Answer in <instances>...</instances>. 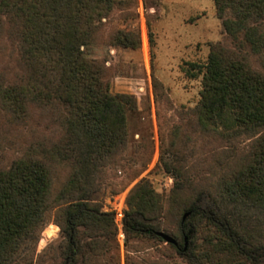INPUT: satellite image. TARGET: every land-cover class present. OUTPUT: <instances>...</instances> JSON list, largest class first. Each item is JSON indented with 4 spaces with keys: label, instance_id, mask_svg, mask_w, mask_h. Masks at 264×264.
I'll use <instances>...</instances> for the list:
<instances>
[{
    "label": "rangeland",
    "instance_id": "obj_1",
    "mask_svg": "<svg viewBox=\"0 0 264 264\" xmlns=\"http://www.w3.org/2000/svg\"><path fill=\"white\" fill-rule=\"evenodd\" d=\"M23 1L10 0L0 16V169L31 151L52 149L66 137L64 109L57 103L33 99L27 115H16L8 100L7 91L30 86L26 27L18 10ZM223 20L214 0H116L112 11L103 13L81 51L100 67L112 95L133 97L134 108L126 111L128 143L91 179L80 176L93 191L88 200L67 191L74 175L72 157L48 161L46 225L17 264H264V258L253 262L237 252L203 213L182 226L188 209L199 204L228 219L248 250L264 245V205L233 185L259 136H227L237 127L229 111L219 127L204 126L195 112L203 90V73L198 72H204L213 45L235 50L264 76L262 56L245 44L237 49ZM191 64L197 65L195 77L189 73ZM135 190L133 201L142 197L146 202L148 224L175 238L181 248L189 234L186 252L156 235L125 232L123 219ZM84 201L108 216L95 224L79 220L72 249L66 212Z\"/></svg>",
    "mask_w": 264,
    "mask_h": 264
},
{
    "label": "trees",
    "instance_id": "obj_2",
    "mask_svg": "<svg viewBox=\"0 0 264 264\" xmlns=\"http://www.w3.org/2000/svg\"><path fill=\"white\" fill-rule=\"evenodd\" d=\"M214 2L218 16L224 19L226 34L237 49L248 45L264 60V0ZM115 3L116 0H25L18 8L26 27L24 59L30 72V86L7 91L13 114L27 115L28 103L33 99L57 103L56 107L64 109L67 128L66 137L58 146L31 151L7 169H0V264H17L46 225L51 188L48 161L72 157L74 175L69 183L71 190L67 191L88 200L93 191L85 180L106 167L128 143L126 111L134 108L133 97L112 95L109 85L101 79L100 67L81 51L82 46L92 41L103 13L111 12ZM10 4V0H0V16ZM196 67L190 66L192 77L196 76ZM203 69L204 72H198L203 73V90L195 110L199 121L206 127H216L229 111L237 127L227 136H259L248 154L247 164L234 176L233 185L238 186L241 195L264 205V76L252 71L244 58L222 44L212 46ZM64 142L68 147L63 146ZM136 192L128 199L124 230L128 234L156 235L161 231L146 222L145 200L141 197V201H133ZM85 202L70 206L66 212L72 249L79 220L95 224L108 216ZM198 212L221 228L242 256L253 262L264 258V245L248 250L228 219L217 218L199 204L188 209L182 226ZM186 237L189 242V234ZM173 246L182 252L188 250L179 243Z\"/></svg>",
    "mask_w": 264,
    "mask_h": 264
},
{
    "label": "water",
    "instance_id": "obj_3",
    "mask_svg": "<svg viewBox=\"0 0 264 264\" xmlns=\"http://www.w3.org/2000/svg\"><path fill=\"white\" fill-rule=\"evenodd\" d=\"M188 215H189V214H186V215L184 216L183 221L186 220V218L188 217ZM156 235L159 236V237H161V238H162L165 242H167V243L173 244V245H175V246L178 245L177 241H176L173 237H171V236L165 234L164 232H157ZM187 248H188V237L185 238V246H184V250H187Z\"/></svg>",
    "mask_w": 264,
    "mask_h": 264
}]
</instances>
